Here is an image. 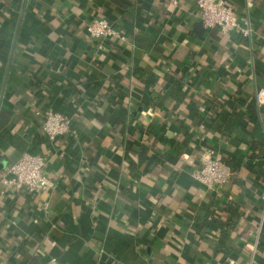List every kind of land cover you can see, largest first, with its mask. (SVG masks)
<instances>
[{"label": "crops", "instance_id": "crops-1", "mask_svg": "<svg viewBox=\"0 0 264 264\" xmlns=\"http://www.w3.org/2000/svg\"><path fill=\"white\" fill-rule=\"evenodd\" d=\"M228 1L249 35L200 33L196 0H0V264H264V0ZM97 16L126 40L90 37ZM192 73L173 107L164 89ZM225 101L242 119L228 135ZM48 109L77 137L48 140ZM204 147L227 184L193 178ZM26 151L54 187L3 191Z\"/></svg>", "mask_w": 264, "mask_h": 264}, {"label": "built area", "instance_id": "built-area-1", "mask_svg": "<svg viewBox=\"0 0 264 264\" xmlns=\"http://www.w3.org/2000/svg\"><path fill=\"white\" fill-rule=\"evenodd\" d=\"M199 18L205 29L218 26L222 33L238 32L243 36L250 33L244 17L238 16L228 0H196ZM90 37L125 41L126 36L112 27L104 18H94L86 26ZM257 106L264 107V88L255 92ZM42 131L48 140L54 141L64 135L77 137V130L71 127V118L61 112L48 109L43 114ZM45 158L32 151H26L7 169V176L2 179L3 191L23 190L28 193L48 191L54 183L45 174ZM232 170L222 157L210 147H204L199 156V165L192 172L193 178L207 189H215L227 184ZM264 199V193H263ZM254 249V245L251 246ZM230 264H238L229 260ZM61 264V263H57Z\"/></svg>", "mask_w": 264, "mask_h": 264}, {"label": "trees", "instance_id": "trees-1", "mask_svg": "<svg viewBox=\"0 0 264 264\" xmlns=\"http://www.w3.org/2000/svg\"><path fill=\"white\" fill-rule=\"evenodd\" d=\"M101 17L102 16H99V17L97 16L96 18H101ZM87 24H86V26H87ZM111 41L112 42H117L116 40H111ZM134 73L136 74V78L139 81H144L145 80V76H144L143 71H138L137 68H136L134 70ZM193 75H194V73H192L190 75H187V76L186 75H183V74L182 75H177L170 82L169 87H167V88L164 89V92H166V94L173 100V107H176L185 98V96H186V93L181 88L182 85L185 84V83H191L194 80H197ZM196 82H198V81H196ZM142 84H145V83H142ZM156 98H157V94L154 91H151L149 93V99H150V103L152 105H156L154 103V100ZM233 99H234L233 101L240 100L239 95H234V98ZM228 102H230V101H227V102L225 101V102H222L220 104V107L218 108V110L215 113V119H214V122H213L214 123L213 125L220 124V127H222V130L221 131H222V134L223 135H228L230 133L229 131H231V129L233 128L234 124L236 122H240L242 120V119L239 118V116H236L235 113H231V115L229 117H226V112L225 111L227 110ZM245 106H248V108L252 109V106H251L250 103L248 104L246 102V105ZM232 114L235 115V116H232ZM242 117H243V115H242ZM191 139H192L191 135L189 134L188 131H186L185 134H184V136H183V139L180 140V141L177 140L173 144L174 149H176L178 153L182 152V150H184V149L183 148L182 149L180 148L181 146L179 145V142H183V144H188V142L190 143ZM190 145H191V143H190ZM223 161L226 164H228V165L230 164L231 165V162H229L227 159L223 158ZM230 168H231V170H233L232 167H230ZM213 221L214 222H217V224L220 227H223L221 222H218L216 220H213Z\"/></svg>", "mask_w": 264, "mask_h": 264}, {"label": "water", "instance_id": "water-1", "mask_svg": "<svg viewBox=\"0 0 264 264\" xmlns=\"http://www.w3.org/2000/svg\"><path fill=\"white\" fill-rule=\"evenodd\" d=\"M196 30H198L200 33L203 32V29H202V22H201V21H199V22L197 23V25H196Z\"/></svg>", "mask_w": 264, "mask_h": 264}]
</instances>
